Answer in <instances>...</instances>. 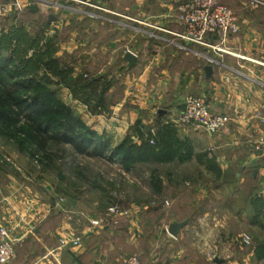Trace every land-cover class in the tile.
<instances>
[{
  "label": "rangeland",
  "instance_id": "1",
  "mask_svg": "<svg viewBox=\"0 0 264 264\" xmlns=\"http://www.w3.org/2000/svg\"><path fill=\"white\" fill-rule=\"evenodd\" d=\"M55 3L61 4L56 32L51 28L42 42L19 26L3 36L2 56L13 54L11 65L25 68L19 81L33 79L32 87L69 106L106 147V157L79 154L67 143L37 151L0 125V189L13 190L21 208L37 209L35 223L44 212L50 228L62 227V239L82 241L94 230L117 243L121 264L134 255L146 264H264V213L250 199L253 184L227 182L230 172L217 176L213 160L188 149L159 111L140 112L132 94L122 104L123 81L134 68L124 67L117 51L101 52V24L86 20L93 9L77 0ZM46 10L53 13L52 5ZM93 24L97 35L87 30ZM186 220L183 235L169 233L171 224Z\"/></svg>",
  "mask_w": 264,
  "mask_h": 264
},
{
  "label": "crops",
  "instance_id": "2",
  "mask_svg": "<svg viewBox=\"0 0 264 264\" xmlns=\"http://www.w3.org/2000/svg\"><path fill=\"white\" fill-rule=\"evenodd\" d=\"M188 1L80 2L93 9L86 13L88 23L101 24L103 54L119 52L128 69L126 54L138 56L137 65L123 81L122 104L127 105L132 94L133 102L149 117L165 111L160 120L186 139L195 155L200 154L205 162L213 160L217 176L230 172L227 182L253 184L250 199L253 204L256 199V208L264 213V153L255 149L264 130V6L248 8L240 1L224 0L236 12L240 32L228 38L207 35L204 41L195 42L179 36L184 31L180 7ZM0 5L7 6L0 15V41L20 26L45 42L50 29L56 32L59 28L54 18L61 4L55 0H0ZM50 5L53 13L48 14L46 7ZM94 24L87 27L90 35H97ZM108 30H116L117 37H110ZM73 36L78 47V37ZM208 66L212 67L210 74ZM188 95L206 97L215 113L227 115L231 121L214 135L180 124L177 120ZM14 198L13 190L7 193L0 189V228L9 227L17 240V257L12 264H121L118 244L94 236V230L86 232L80 244L61 248L62 237L67 236L62 227L50 228L42 211L41 223H35L37 209L21 208Z\"/></svg>",
  "mask_w": 264,
  "mask_h": 264
},
{
  "label": "trees",
  "instance_id": "3",
  "mask_svg": "<svg viewBox=\"0 0 264 264\" xmlns=\"http://www.w3.org/2000/svg\"><path fill=\"white\" fill-rule=\"evenodd\" d=\"M7 43L6 38L0 41V125L26 137L37 151L46 153L52 142L67 143L79 154L106 157V147L69 106L47 91L36 90L32 87L33 79L19 81L25 68L11 65L13 54L2 56L1 47H7ZM121 150L117 148L114 152L119 155ZM43 159L37 155L38 162Z\"/></svg>",
  "mask_w": 264,
  "mask_h": 264
},
{
  "label": "built area",
  "instance_id": "4",
  "mask_svg": "<svg viewBox=\"0 0 264 264\" xmlns=\"http://www.w3.org/2000/svg\"><path fill=\"white\" fill-rule=\"evenodd\" d=\"M81 1V0H77ZM224 0H189L180 7V19L184 25V31L179 36L202 42L207 35H220L228 38L237 35L241 26L236 12L227 6ZM248 8L264 6V0H238ZM7 11L6 5H0V15ZM182 125H192L203 132L214 135L221 131L231 121V117L215 113L206 97L188 95L184 101V108L180 112L178 120ZM264 124V117H263ZM258 152L264 153V130L255 144ZM111 212L118 213V207H113ZM94 224H100L94 221ZM81 238L73 240H61V248L80 244ZM17 240L12 230L7 226L0 228V264H12L17 257ZM125 264H146L139 256H131Z\"/></svg>",
  "mask_w": 264,
  "mask_h": 264
},
{
  "label": "water",
  "instance_id": "5",
  "mask_svg": "<svg viewBox=\"0 0 264 264\" xmlns=\"http://www.w3.org/2000/svg\"><path fill=\"white\" fill-rule=\"evenodd\" d=\"M126 61L129 63L130 68H134L137 65L138 62V56L132 52H128L125 56ZM208 74L212 72V67L208 66L206 68ZM165 111H161V114H164ZM189 223V220H186L181 223H173L170 225L169 233L174 236L178 237L181 230ZM220 262V261H219Z\"/></svg>",
  "mask_w": 264,
  "mask_h": 264
}]
</instances>
